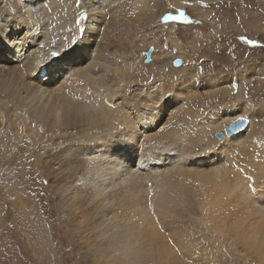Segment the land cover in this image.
<instances>
[{
	"label": "bare ground",
	"instance_id": "1",
	"mask_svg": "<svg viewBox=\"0 0 264 264\" xmlns=\"http://www.w3.org/2000/svg\"><path fill=\"white\" fill-rule=\"evenodd\" d=\"M120 1L24 0L22 8L20 0H0V135H7L0 137V168L20 153L25 175L27 153L39 158L37 169L47 174L60 207L72 213L85 256L95 264H222V254L195 243L203 237L192 227L211 232L224 255L228 239L232 251L242 245L244 256L264 264V146L253 142L255 151L246 159L260 161L253 173L263 179L255 184L253 170L246 173L238 159L224 158L210 139L213 129L227 128L252 108L234 105L225 108V120L201 119L196 101L216 96L228 78L206 74L202 81V68L194 62L179 70L160 66L153 78L128 49V17ZM208 1L213 0H191ZM161 4L146 2L145 20L172 27ZM81 13L87 19L78 24ZM196 35L212 42L209 35ZM168 51L160 48L158 55ZM197 51L194 44L189 61ZM162 80L167 86L158 87ZM253 119L225 131L226 154L234 152L233 142L258 141L261 127ZM41 197L33 199L41 211L19 206L16 224L27 236L24 244L35 251L42 247L57 260L41 214L50 211ZM24 250L17 255L25 259Z\"/></svg>",
	"mask_w": 264,
	"mask_h": 264
},
{
	"label": "rangeland",
	"instance_id": "2",
	"mask_svg": "<svg viewBox=\"0 0 264 264\" xmlns=\"http://www.w3.org/2000/svg\"><path fill=\"white\" fill-rule=\"evenodd\" d=\"M132 1L133 0H121L119 2L125 7H123L124 14H127H125V16L128 17L129 32L130 35H132L130 36L128 34V49L131 51L133 59L148 69L150 73L153 74V78L155 76L157 77L156 68H159L160 66H165V69L179 70L186 66L188 62H194L202 68V81L206 78V74H222L224 78H228L227 82H223L220 85L222 88L221 92L216 96L212 98L207 97L203 101H196V106L197 108H200L201 111V119L204 118V121L207 122L209 119L214 120L219 116L220 118L222 117V120H225L226 117L223 112L226 107L234 105L240 106L247 103L249 104L250 109L252 108V111L255 112L253 113L250 110V113L245 116H247L248 119L252 116V118H254L253 120L258 125L256 127H261L259 128V139L258 141L247 139L248 141H245L247 142V145L244 146L242 144L244 147L241 144L233 142L230 147L234 151V154L232 153L229 155L228 153H225L226 145L224 144L223 138H225L226 135V127L220 128L218 126L210 133V139L215 145L217 143V149L219 150L222 148L219 152L224 158L229 156L238 159L239 161L235 160L241 164V167L245 165L249 168V170L246 168V173L247 171L250 173L251 170H253V173L260 164L258 163L260 161L254 157H251L253 160L246 159L251 152L255 151V146L257 144L259 146H264V128H262V125L264 124V0H213L204 4L202 2L194 3L191 2V0H188L187 2L160 0L165 14L169 13L168 15H170V17H176V19H165V23H174L172 27L165 24L156 25L145 20L144 14H146L149 9L148 7L146 8L144 4L146 2L147 4L152 3L154 0H150V2L149 0H137V2L136 0ZM143 2L144 4H142ZM134 4H136L137 7H134ZM138 5L142 10L138 8ZM136 8L141 11V13L139 11L136 12ZM130 13H132V16ZM245 20L246 22H249V25L246 26ZM214 30L218 31L217 34L223 35L220 41L216 43L217 45L214 44L218 40L217 34L213 32ZM196 33H203V35L206 36L209 35L212 38V42L206 44L201 38L199 39ZM246 39L255 40L257 45L253 46L245 43ZM3 41L7 47L10 49L12 48V45L7 43L6 40L3 39ZM138 44H141V47ZM194 44H198L200 51L195 52V58L192 59V61H189L188 58L192 54L191 51ZM179 46L182 48L181 53L177 50V47ZM160 48L169 51L165 54L158 55V50ZM209 48H213L214 51ZM216 48L220 50H217ZM149 49H152L151 60L145 61L147 58L145 53ZM224 55L225 57H223ZM177 58H181L182 63L175 66L174 61ZM154 66L156 67L154 68ZM42 73L44 74L46 71L43 70ZM231 76H234L233 82L229 81ZM156 83L158 87L167 86L164 80L157 81ZM199 89H202V87ZM226 89H230L228 93L224 92ZM166 113L167 112H165V116L167 117ZM204 115L205 117H203ZM1 136L6 137L7 135L3 132L0 137ZM243 136L246 137L247 134H243ZM253 142L256 145H252ZM245 148H249V150H245ZM232 150H230V152ZM5 155L9 156L8 153H5ZM15 156V162L10 165L5 164L0 168V264H95L85 256L86 247H84V244L81 242L72 213H69V210L65 206L61 205L64 208L60 207L58 196L54 193V190L48 186L49 180L47 174L44 171L37 169L35 163L39 158H36V155L31 152L27 153L28 164L25 166L27 167L26 171L29 170V172L24 175L22 168L23 154L17 153ZM255 162L258 165L255 164ZM249 163H253V165H249ZM12 170L19 173L17 178H9L10 176L6 175L8 171ZM253 176L255 178L254 182L256 181L255 184L263 179V177H259L257 174H254ZM250 188L253 190L252 186H250ZM36 192L40 197L42 195L41 198L43 199V202L48 205L47 208L50 211L45 215L42 212L41 214L44 217L42 219L45 220L48 229L53 235L55 244L54 249L58 253L56 257L57 260L48 257L42 247H40L39 250L35 248L37 250L35 251L31 246L32 244H24L23 240H26L27 236H25L23 231L20 230L21 228L18 223L16 224L17 216L21 209L19 208L20 205L26 204V209L33 211V213H35V210L41 211L39 203L37 201L33 202V199H35L37 194ZM20 197L23 198L21 199ZM238 201H236V207L241 205V202ZM14 202L17 205H15ZM8 208L10 209L9 211L7 210ZM31 214L32 213H30V215ZM52 226L55 227L56 231ZM191 229H194L197 238L200 236L203 237V240H197L195 242L196 244L203 242L204 246H209L208 251L211 253L222 254V264H261L260 262L252 261L250 258L244 256L247 250L242 245H237L238 248L236 251H232V249H230L232 245L228 239H225L224 243H226L225 248L227 249V254L224 255L223 252L216 247L217 243L215 242H217V239L215 237L213 238V234H210L211 232L205 230L204 233H202L200 229H195V227H192ZM25 248H28L27 252ZM20 250L25 251L24 253L27 258L25 256L24 259L23 255H17V252ZM198 250L200 251V249ZM42 251L44 252L43 255L40 254Z\"/></svg>",
	"mask_w": 264,
	"mask_h": 264
},
{
	"label": "snow or ice",
	"instance_id": "3",
	"mask_svg": "<svg viewBox=\"0 0 264 264\" xmlns=\"http://www.w3.org/2000/svg\"><path fill=\"white\" fill-rule=\"evenodd\" d=\"M20 4H21L22 8L26 7V4H25L24 0H20ZM181 15H183V14H181ZM86 19H87V13H81L77 23L79 24V23H81L82 21H84ZM166 19H176V17H166ZM84 30L85 29H83V28L81 29V31H84ZM245 43L253 45V46L257 45V42L255 40H251V39H246ZM68 54L69 53H64L63 55L67 56ZM55 55L56 56H61L60 53H56ZM246 121H247V118L245 116H240L238 120H233L232 121V130H234L240 124L245 123ZM228 130H229L228 128L225 129V131H228ZM249 179H251V177H249Z\"/></svg>",
	"mask_w": 264,
	"mask_h": 264
},
{
	"label": "water",
	"instance_id": "4",
	"mask_svg": "<svg viewBox=\"0 0 264 264\" xmlns=\"http://www.w3.org/2000/svg\"><path fill=\"white\" fill-rule=\"evenodd\" d=\"M146 60L145 61H150L151 60V54H152V49H149L146 53ZM182 63V59L181 58H177V59H175V61H174V65L175 66H178V65H180ZM238 120V119H237ZM247 124V121L245 122V123H242V124H240L238 127H236L234 130H232V122L231 123H229L228 124V131H227V133H230V132H232V131H236V130H238V129H241V128H243L245 125Z\"/></svg>",
	"mask_w": 264,
	"mask_h": 264
}]
</instances>
